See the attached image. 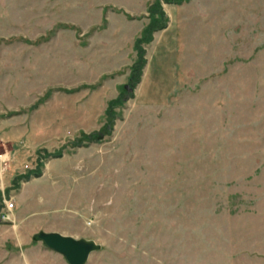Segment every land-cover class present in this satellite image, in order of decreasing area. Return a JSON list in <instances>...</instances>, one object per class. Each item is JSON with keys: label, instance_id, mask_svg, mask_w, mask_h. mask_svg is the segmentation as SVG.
Wrapping results in <instances>:
<instances>
[{"label": "rangeland", "instance_id": "1", "mask_svg": "<svg viewBox=\"0 0 264 264\" xmlns=\"http://www.w3.org/2000/svg\"><path fill=\"white\" fill-rule=\"evenodd\" d=\"M147 2L0 0V264H68L40 230L86 264H264V0L183 1L130 89Z\"/></svg>", "mask_w": 264, "mask_h": 264}, {"label": "trees", "instance_id": "2", "mask_svg": "<svg viewBox=\"0 0 264 264\" xmlns=\"http://www.w3.org/2000/svg\"><path fill=\"white\" fill-rule=\"evenodd\" d=\"M162 1L167 2V3L181 4L185 0H153L148 4L147 11H148V17L150 18V20L144 26L140 35L137 36L135 38V41H134V48L137 51V55H136L134 61L132 62V64L129 66L130 72H129L127 84L130 87L135 88L141 82L143 70H144V67L147 63V59L145 57L146 49H145L144 45L150 43L153 40L155 31L161 30L167 26L168 16L163 9ZM119 11H123V10L119 9ZM124 13L127 15L128 18H131V19L134 18V16H132L131 14H129L125 11H124ZM105 20H106V18L103 17V21H105ZM105 24H106V22L104 23V25ZM122 103L123 102H122V99L120 97L112 99L109 102L107 114L109 116L110 122L113 121V119H114L113 107L115 105H119ZM36 104L37 103H35L32 106V108L37 107ZM58 154L60 155L61 152H59ZM28 177H29V174L27 175V178Z\"/></svg>", "mask_w": 264, "mask_h": 264}, {"label": "water", "instance_id": "3", "mask_svg": "<svg viewBox=\"0 0 264 264\" xmlns=\"http://www.w3.org/2000/svg\"><path fill=\"white\" fill-rule=\"evenodd\" d=\"M126 88L133 89L129 85ZM34 241H41L45 246L61 254L68 264H86L90 255L101 245L92 239L74 237L58 231L40 230L33 235Z\"/></svg>", "mask_w": 264, "mask_h": 264}, {"label": "crops", "instance_id": "4", "mask_svg": "<svg viewBox=\"0 0 264 264\" xmlns=\"http://www.w3.org/2000/svg\"><path fill=\"white\" fill-rule=\"evenodd\" d=\"M150 1H152V0H148L147 4L145 6V10H146V7ZM181 5L182 4H176V3H164L163 4V8H164V10L167 13L168 18H169L168 24L165 28L156 31L154 33L153 40L149 44H147V46H146L147 63H146L145 68H144L141 83L143 82L145 71L150 65L149 53L151 52V49H152V53H153L158 48V46L164 41L175 42V43H177V45L179 44V36H180L179 35V24H180L181 18H182V16L180 15V9L179 8L181 7ZM142 12L143 11H141L139 14H132V13H130V14H132L134 16L135 15L139 16ZM137 20H140V19H137ZM144 25H145V23H143V26ZM137 36H138V34L136 35V37ZM131 64H132V62L130 61L127 65H125V67H129ZM122 68H117V70L118 69L120 70ZM26 247H27V249L29 248L30 250L31 249L32 250L37 249V251L40 250V251L44 252L45 254H48L51 256H60V257L62 256L61 254H59V253L53 251L52 249L48 248L47 246H45L42 242L39 243V245L38 244H36V245L35 244L34 245L28 244ZM33 253L35 256H37L36 255L37 252L33 251Z\"/></svg>", "mask_w": 264, "mask_h": 264}, {"label": "built area", "instance_id": "5", "mask_svg": "<svg viewBox=\"0 0 264 264\" xmlns=\"http://www.w3.org/2000/svg\"><path fill=\"white\" fill-rule=\"evenodd\" d=\"M2 156L3 155L0 152V160L3 159ZM6 205H7V210H9V211L13 210V208H14V203L13 202L6 201ZM9 218H10V215L9 214H6V213L3 214V219H9Z\"/></svg>", "mask_w": 264, "mask_h": 264}]
</instances>
